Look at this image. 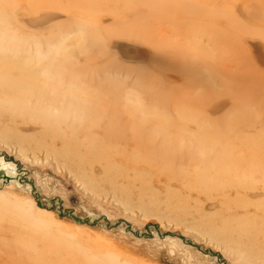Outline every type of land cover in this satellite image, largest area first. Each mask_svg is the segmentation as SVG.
Wrapping results in <instances>:
<instances>
[{
  "label": "rangeland",
  "instance_id": "obj_1",
  "mask_svg": "<svg viewBox=\"0 0 264 264\" xmlns=\"http://www.w3.org/2000/svg\"><path fill=\"white\" fill-rule=\"evenodd\" d=\"M0 264H264V0H0Z\"/></svg>",
  "mask_w": 264,
  "mask_h": 264
},
{
  "label": "bare ground",
  "instance_id": "obj_2",
  "mask_svg": "<svg viewBox=\"0 0 264 264\" xmlns=\"http://www.w3.org/2000/svg\"><path fill=\"white\" fill-rule=\"evenodd\" d=\"M20 80H23V76L22 75H20ZM8 86V85H7Z\"/></svg>",
  "mask_w": 264,
  "mask_h": 264
}]
</instances>
